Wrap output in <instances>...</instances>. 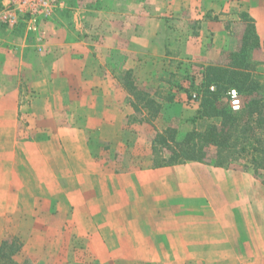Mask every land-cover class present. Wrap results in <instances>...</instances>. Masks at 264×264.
Wrapping results in <instances>:
<instances>
[{"label": "crops", "instance_id": "crops-1", "mask_svg": "<svg viewBox=\"0 0 264 264\" xmlns=\"http://www.w3.org/2000/svg\"><path fill=\"white\" fill-rule=\"evenodd\" d=\"M78 2L79 20L72 10L68 18L60 16L68 8L63 2L55 16L37 28L47 58L42 67L32 69L27 87L21 78L26 43L17 45L19 56L12 44H0V163L17 162L16 168L24 169L19 166L26 159L25 146L31 147L27 161L33 163L37 180L42 169L38 163L43 168L48 164L49 173L57 172L56 154L64 153L70 171L77 161L80 172L67 178L79 181L65 188L64 212L66 224L77 232L75 250L82 258L115 264H120L119 259L130 260L127 264H155L156 259H163V264H264V182L253 167L191 161L157 168L149 154L135 162L130 144L122 137L126 119L135 114V101L120 74L129 71L136 79L137 73L140 77L169 70L177 75L198 68L192 76L199 84L205 67L227 65L221 61L224 54L249 45L254 77L263 84L264 0ZM167 30L173 34L169 42L163 37ZM149 77L137 82L150 84ZM185 83L181 85L186 89L172 93L173 101L160 103V112L150 124L141 121L144 130L170 128V109L175 110L178 131L193 130L201 95L193 91L190 98V80ZM25 87L33 91L26 106ZM57 99L65 104L87 99L95 125L74 129L70 117L58 128L53 117ZM37 116L49 133L26 142L24 132L41 127L35 123ZM30 118H35L32 127L26 125ZM73 130L80 132L79 158L71 152ZM84 131L96 132L101 143L112 142L110 154L99 158L101 163H95V154L86 149ZM101 152L105 155L104 149ZM124 159L126 168L117 167ZM2 200L0 228L7 226L9 209Z\"/></svg>", "mask_w": 264, "mask_h": 264}, {"label": "rangeland", "instance_id": "rangeland-1", "mask_svg": "<svg viewBox=\"0 0 264 264\" xmlns=\"http://www.w3.org/2000/svg\"><path fill=\"white\" fill-rule=\"evenodd\" d=\"M78 1L79 0H63V2L68 5V8L60 11V16L68 18L71 14L70 11L72 10L73 12H76V18L79 20L81 10L79 9L80 3ZM172 36L173 34L170 30L169 32L168 30L165 31L163 35L164 41L166 42L168 40L167 42H169ZM42 38V35H38L37 32L28 33L25 25H18L11 30L0 24V44L3 42L7 43V45L12 44V47H14L13 49L15 50H13L14 54L18 55L20 49L16 50L17 45L23 41L26 43L27 49L22 57L24 59V64L21 72V78L24 80V86L26 87L32 79V69L37 70V67H42L43 58H45V61L47 58V54H42L45 53V48L43 50L44 43H41L43 42ZM228 59H230L228 54H224L221 61L225 64L229 62ZM159 71L160 70H156L148 74L150 76L149 80L152 81L150 84H146L145 81L137 82L138 79L147 81L148 75L138 77L139 73H137V75L134 76H137L138 79H135L133 73H128L129 71L120 72L122 85H124L123 87L134 98L133 101H135L132 104L133 108H136L135 114L126 119L124 130H122L124 143L130 144L128 147L131 149L132 156L136 157L135 162H137L140 156H143L144 154L148 156L149 154L150 157L152 156L154 163V160H157L158 157L165 159L170 158L172 152L175 151L172 142H168V145L173 146L171 148H167V145L160 143L158 134H163L164 132L152 130L149 127L146 130L142 128L144 123L150 124L151 120L155 119L156 116L149 114V110L145 106V101L138 100L135 94L142 98L147 97L155 99L158 103H163V105H165L166 102H168V99L172 96V93L177 89L176 86L181 84V82L185 83L186 78L193 75L194 72H199V69H192V73L189 71L178 72L177 75L169 70ZM134 86L140 89V94ZM26 87L25 90L29 98L27 99L24 97L25 103L23 105L25 106L28 100L31 102L33 99V91L31 92L27 90ZM84 97L85 96H83V98ZM56 101L57 114L53 117L58 121V128H60V126L63 127V123L65 121L68 122L70 117H72L74 129H76L77 126L81 127L89 124L95 125L93 120H95L96 117L94 115H89L88 111L90 108L87 105V99H78L67 104H65L63 100L57 99ZM47 103L48 102L46 101L40 106H45ZM143 110L146 112L145 116L142 114ZM174 111L175 110L173 109L168 110V117L172 122L170 127L177 129V118L172 115ZM31 118L29 122L27 121L26 125L28 124V126L32 127L36 116L33 119ZM39 118L40 116H37L35 121V123L37 122L38 125L41 126L37 127L38 131L32 127L31 129L27 128L28 130L24 132L23 136H25L26 142H33L34 140L38 141L40 138H45L43 135L46 136L49 133L47 128L42 127V123H39ZM65 118L67 119L65 120ZM138 125L140 126L138 127ZM205 125L206 124H203V126ZM58 134L64 137L63 130H58ZM78 134H80V132L73 130L74 147H72L73 149L71 152L75 158H79L82 153ZM84 134V138L87 140L85 141V144H88L85 146L86 149L89 147L90 150H92V153L95 154V163H101L100 161L102 160L99 158L103 159L104 156L107 157L110 154L108 150L111 146L108 144H112V142H104L105 144L101 143L102 141L99 140L100 137L97 136L96 132L84 131ZM90 135L93 136L89 137ZM146 140L150 141L147 145L148 147H146ZM81 143L84 145V142ZM25 147L27 149L25 156L26 159L21 166H19V169L21 167L24 169L18 170V167L16 168L17 162L13 164L0 163V198L3 197L4 199L2 200V204L9 205L6 218L7 226L0 228V231L3 229V235L0 239V248L4 240L7 239L12 241L15 239L18 247L19 245L21 246L20 250L16 247H8L6 253H14L13 257L20 263L27 261L28 264H115L114 260L82 258L75 250L76 246L74 241L78 235L74 228L66 224L64 212L66 200L64 194L65 188L68 184L74 180L79 181L78 178H67L68 175L69 177H72V175L75 177V173L80 172L78 163H76L77 161L73 162L74 165L70 171V167H68V163H66V159L64 158V153L61 152L60 154H56L57 172L49 173V170L47 169L48 164L43 168V163H38V167L41 166L42 169L45 170L42 171L41 169L40 177L36 180L33 176L37 174V171L34 173L33 163L27 161V155L32 152V148ZM102 149H104L105 155L102 154ZM30 158H32V156ZM212 159H215L213 155L207 156L206 158L208 161ZM251 159V155H248L247 157L240 156L237 161L232 162L231 164L236 163L246 167L250 165L251 168L253 167L254 173L264 182V154L260 157L263 165L259 168H256L255 165L249 162ZM36 161L37 160L34 162ZM127 163L128 160L124 159L116 164V166L119 168H126L128 165ZM83 166L87 167V163L83 164ZM50 174L55 176L52 177ZM7 191L8 193L2 195V192ZM116 248L117 247L115 246V249ZM117 261L120 262V264H127V261L130 260L119 259ZM136 261L138 262L139 260ZM162 261L164 260L156 259L154 260V263L163 264Z\"/></svg>", "mask_w": 264, "mask_h": 264}, {"label": "trees", "instance_id": "trees-1", "mask_svg": "<svg viewBox=\"0 0 264 264\" xmlns=\"http://www.w3.org/2000/svg\"><path fill=\"white\" fill-rule=\"evenodd\" d=\"M2 1L0 0V8ZM250 53L249 45H244L239 51L228 54L230 59L227 65L205 67L199 84L195 83L192 75L186 78L191 83L187 90L189 97L191 98L192 91L201 95L195 127L189 132H180L170 127L163 134H158L160 143L171 148L173 146L168 145V142H172L175 151L170 158L158 157L154 160L155 167L191 161L224 167L237 161L240 156L248 155L252 156L248 161L256 168L263 165L260 157L264 154V82L262 84L260 78L254 77L255 67L252 66ZM176 87L180 91L186 89L181 84ZM211 87L215 89L212 90ZM134 88L140 94V89L136 86ZM231 89L238 92L242 102L239 112H233L229 104L227 95ZM135 96L138 100L145 101L150 115L159 114L161 105L155 99ZM169 101H173V98L170 97ZM210 155L216 160H206ZM8 247H16L18 250L21 248L15 239L4 240L0 248V264H28L27 261L18 262L13 257L14 253L7 254Z\"/></svg>", "mask_w": 264, "mask_h": 264}, {"label": "built area", "instance_id": "built-area-1", "mask_svg": "<svg viewBox=\"0 0 264 264\" xmlns=\"http://www.w3.org/2000/svg\"><path fill=\"white\" fill-rule=\"evenodd\" d=\"M63 6L62 0H3L0 8V24L14 28L24 23L29 32H37L39 25L50 21ZM214 90V87H211ZM229 102L233 112L242 107L236 90L229 91ZM194 99L198 96L194 95Z\"/></svg>", "mask_w": 264, "mask_h": 264}]
</instances>
